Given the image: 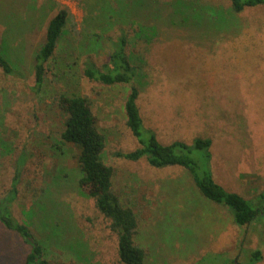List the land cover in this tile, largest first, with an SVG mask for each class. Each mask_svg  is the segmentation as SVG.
<instances>
[{
	"label": "rangeland",
	"instance_id": "1",
	"mask_svg": "<svg viewBox=\"0 0 264 264\" xmlns=\"http://www.w3.org/2000/svg\"><path fill=\"white\" fill-rule=\"evenodd\" d=\"M106 2L115 8L104 16ZM231 7V0H0V37L22 74L0 68V199L43 239L50 264H121L110 222L79 188L78 150L62 142L61 95L88 99L106 137L114 191L138 217L135 243L147 264H250L256 250L264 264V225L237 226L229 210L198 192L187 169L114 156L141 148L125 115L135 86L143 129L160 144L210 139L206 172L216 184L251 201L264 192V6ZM64 8L71 19L38 92L33 58ZM140 26L146 34L138 38ZM121 30L134 83L90 81L85 62L106 63ZM27 253L0 223V264H23Z\"/></svg>",
	"mask_w": 264,
	"mask_h": 264
},
{
	"label": "trees",
	"instance_id": "2",
	"mask_svg": "<svg viewBox=\"0 0 264 264\" xmlns=\"http://www.w3.org/2000/svg\"><path fill=\"white\" fill-rule=\"evenodd\" d=\"M114 4V6H113ZM107 3L101 8L104 16L115 8ZM232 10L241 13L246 9L264 6V0H231ZM143 6V0H142ZM116 17V16H115ZM71 19L69 11L64 8L48 22L45 39L33 58L35 76L34 89L38 92L45 87L48 65L57 54L58 47L65 36L68 22ZM122 20V17H117ZM112 41V50L107 62L100 68L91 60L84 64V76L92 82L105 86L132 85L137 77V68L128 54L129 38L124 32ZM143 26L139 27L138 38H141ZM0 68L6 75L21 78L20 69L8 52L6 43L0 37ZM139 90L131 86V91L125 103L126 125L138 139L141 148L134 152L116 153V158L128 161H138L145 157L150 166L166 168L178 166L187 169L193 177L198 192L211 202L223 206L233 216L234 223L240 227L251 228L256 222L264 225V192L254 201L246 200L239 194L230 193L216 184L207 173L205 162L211 159L209 152L212 147L210 139H196L192 145L174 142L162 145L152 131L143 129V122L137 101ZM59 107L65 114L62 142L74 146L78 150L77 164L81 173L79 188L88 197L94 199L96 209L110 222V229L118 237V256L121 264H147L146 252L135 243L138 234V217L129 207H125L113 188L115 171L103 161L106 149V137L98 127V120L93 114L87 98L78 95H61ZM195 152L202 160L195 158ZM201 162H204L202 165ZM17 170V177L21 175ZM205 171V172H202ZM12 202L0 199V223L9 231L19 235L28 247V253L23 264H50L45 259L43 239L34 234L27 224L17 221L12 212ZM264 241V231L259 236ZM263 260V251L251 252L250 264H258ZM228 264H240L232 260Z\"/></svg>",
	"mask_w": 264,
	"mask_h": 264
}]
</instances>
